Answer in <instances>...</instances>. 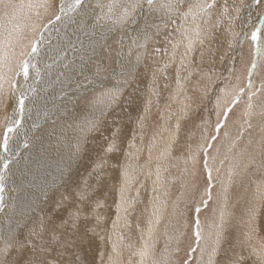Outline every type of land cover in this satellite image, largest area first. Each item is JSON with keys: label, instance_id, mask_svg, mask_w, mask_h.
Listing matches in <instances>:
<instances>
[{"label": "rangeland", "instance_id": "obj_1", "mask_svg": "<svg viewBox=\"0 0 264 264\" xmlns=\"http://www.w3.org/2000/svg\"><path fill=\"white\" fill-rule=\"evenodd\" d=\"M241 1H243L242 5L240 2L238 9L234 8L232 11V15L230 14L228 19H225L224 23L223 22L221 23L220 22L221 20L219 19V26H213L215 25L218 17L221 18V14L223 13V10H224L223 6H226L229 2H231L232 4L235 3V0H226L224 2L223 0H220V1L215 0V7L210 10L211 12L210 28L211 29L210 28L208 29L209 34H207V36L204 37L203 44L198 43L199 45L196 44L194 46L193 51L185 60V67L179 68L181 84L183 87L181 90V95L177 97L176 99H173V96L175 95L176 90H177L176 79H177V71H178L180 59H179V55H177L175 61H172L170 60L169 57H166L164 55L163 48L166 47V39L164 37H160L161 35L155 37V39L150 41L147 44L146 49H140V51L144 53L142 60L139 63L140 65L138 64L137 67H134L132 69L131 74L128 75L126 78V82L123 78L120 77V72H119L120 69L118 71V75L116 73L115 74L116 76L115 75L111 76L113 72L112 68L114 67V65H116V59L118 56V48H119L118 43H119V38L122 35L120 33L124 30L123 35L125 36V38L127 37L124 40L128 41L127 39H131V37L135 36L141 27H143L144 25H150L147 19V16H150V14L148 15L147 13L148 6L146 3L143 5V10H142L143 12L141 10H138L137 13L135 14V18L137 17L136 24H129L123 27H117L116 31H114L115 30L114 29L111 32L108 30L107 27L104 26L105 24L104 21L99 22L103 24L97 26V24H99L97 23V16L100 14L101 9L96 7V5L98 3H107V0H84L82 9H79L75 13H68L69 15H67L58 26L57 25L55 26L57 28L55 29L52 28L49 31L50 33L49 32L44 33L47 43L45 44L46 46L44 45L41 48V50L44 49L43 53L41 52L40 54H38L36 58L32 61L36 65V68L30 69V75L28 79L29 81L28 80L24 81L22 76H15L16 66L24 58L22 53L25 52L26 50H30L29 48L30 41L35 37V35H37V33L32 32L30 29L26 27L23 30L22 41L15 44L14 49L11 50V51L14 50V55H12L11 57V67L13 66L12 72L8 73L6 71L5 73L7 77L15 78L17 82L18 91L25 92L28 96L27 100H29L30 102L27 100L25 102L26 108H25V112L23 113L22 119L21 117H17L21 120V124L23 128L22 129L20 128L21 129L20 133L19 132L17 133L16 130L14 131L15 133L13 132V134L15 135L12 134L10 138V147H9L10 149H8L9 153L7 154V156H4L3 154H1L2 148H0V166H1L0 171H3V174H5L4 175L5 177L4 188H7L6 184H8V182H11V180L8 179L9 177L8 175L11 173V170L14 169L15 163L21 160L22 155L24 156V153L22 152L23 148H24V151H26L30 147L31 139H32L31 137L33 136L37 137V133L43 130L44 129L43 127H47L48 125L53 124L55 119L67 117L69 113H74L76 116H74L72 120L76 121V118H77V121L75 123L79 122V126H78L79 130L66 133L68 137L67 139L71 140L70 150L73 149V147L76 148L78 146V142H79L81 134L84 135L87 129L88 130L87 133L89 134H86V136L84 137V141H83V144L85 143V141H86V144L84 145L82 144L79 149L77 148L78 151L76 150L75 152V153H78L77 158L73 161L74 163L72 162L71 169L69 172H67L68 174L66 173V175L64 176L65 178L61 175H58L55 178L54 185L52 186L53 188L50 190L51 192L49 191L50 194L47 192L48 196L47 195L42 196L40 200L43 203V205H41L42 209L45 208L48 212L51 211L53 208H55V205L57 203L58 204L60 203V207L65 208V204L61 203L62 201L56 202L57 195L60 194V192H64L65 190H68V189L71 191V193L73 192L74 188H76L77 186V177L74 176L75 172H77L76 170H79L82 168V167H79V165L83 162V156H84L85 151L87 153H90L91 151V150L89 151V149L91 148H88L87 145H89L91 139H93L94 136H104V134L108 132V129L111 128L109 123H107L105 127L102 128L108 113L104 117L105 119L104 118L99 119L101 118V116L97 117L99 119L97 128L95 127L93 129V127L87 124V121L90 119H93L92 117H94V114L96 113L94 112L93 108L91 109V105H92L91 102L93 98L97 96L100 92L104 91L106 88L117 86L120 88V92H122L120 95V99H119V102H120L121 98L125 95L126 91L130 87H132L139 80L142 81L145 73H146L147 82H148L149 77L151 76V72L153 70L152 79L149 80L150 85L147 84L148 85V96H146V94L142 95L141 102L137 108V111L134 114L135 117L132 118L131 121H128L124 117L122 121L123 123V126L121 127L122 134L120 135L121 141L118 144V147L121 150L120 154L122 153L120 161L122 164V168L131 167L135 169V173L137 174H136V183L132 186L131 190L127 192L128 194H126L128 197L134 198V203L128 212L129 217L127 219H129V221L127 222L126 228L124 230L123 229H120V231L118 230L119 237L123 236V241H120L118 238L116 239V234L114 236L116 239V242L117 240L120 242V244H118V247H117L119 248L118 249L119 256L118 258H115V259L118 261V264H128V263L137 264L138 258L135 257L137 255L134 254L135 253L134 251L138 249L140 242L145 243L144 239L141 237H143L145 234L146 225L148 224V221L150 218V214H148L150 213L148 202L151 198V194H152L151 187L153 185V180H154L153 176L150 175V174L153 175L151 171L152 170L151 167L153 166H150V164L152 163L151 165H156V167L157 168L159 167L161 170L160 177H161V180L163 181V190L161 191L159 195H160V199L163 202L162 203L163 205L161 204L160 206L161 208L160 217L161 218L159 217V223L156 224L157 225L156 228L158 229V231L155 228L156 229L155 235H154L155 237L153 236L150 238L151 243L149 242V244L152 245L153 247L151 246V256L148 260V264H152V262H150L152 260L158 262V264H184L186 260H189V257H188L189 251L191 250L192 247H196V241H195V236L193 235V230H194V225H195V211L194 210L197 205L201 206V212L199 213V221H200L201 229H204L203 223L205 226L208 224V222L211 221V219L212 221L214 220L219 208L226 207L225 210L231 209L232 211H234L233 215L236 214V216L232 215L229 221L230 225L229 223L227 225H225L224 222L220 223V225L224 224V227L222 229V226L220 228V225H219V227L217 228V233H219V240H217V233L213 226L214 231L213 229L210 230L211 236L209 240H214L213 238L215 237L214 242L216 243L209 244L207 241L201 240L202 242H200V246L197 247L196 252L192 253V258L189 261V264H219V262L221 261H222L221 264H228V263L244 264V260L246 257L245 249L255 250L258 248V246H256L255 244H252L246 241L245 231L248 229V224H247L248 220L245 217L246 216L245 212L247 211L246 209L249 208L250 202H248L247 200L245 203V200L242 201V198L240 199L241 195L239 193H241V191L239 190H241V187L237 185L236 182L230 184L234 180V176H236V172L233 175V179L231 178V182L229 183V186H228L229 188L226 191L227 193L225 192L226 195H224L225 193L223 192L224 180H222L225 177L224 175L228 174V171H229L228 166H230L229 162H231V157L235 156L237 153L240 154L241 152H239V149H238V152H235L233 150L235 149L236 147L235 146L234 148L231 149L232 150L231 151L232 154H231V153H228L229 152V148H228L227 153L229 155L227 154V156L229 157V159H225L226 155H224V157L222 158V160H224L223 165L220 164L221 159H219V165L217 167V169H219V172H217V169H216V172L214 173V175L212 173L213 180H214V185L211 190L212 199L208 202L207 207H204L202 204V200L207 198V173L204 171V167H203V152L201 151L196 156L195 162L190 159L189 160L187 159L189 157L188 154L195 153V150H194L195 144L197 141H200L203 139V136H204V133L206 132L207 127H208V131L211 128L210 130L211 132L209 131V133L215 134V131H214L215 125L218 119L222 117L223 108L226 106V104H230L232 100V95H226V93L231 92L234 95L235 92L239 90V88L241 87L247 88L248 68L251 67L254 61V57H255V63L259 61L258 58H260L261 49L264 44V0H261L260 4L256 2L257 4L255 6L251 3L249 6H247L248 2H251V0H241ZM14 2L25 4V2L34 3L36 1L35 0H25V1L24 0H14ZM61 2L62 0H48L47 10L35 9L29 13L28 10L26 9L25 14L29 15L31 19L22 20L21 23L28 24V22L29 23L32 22V23L42 26L43 24H46L47 22H49V20H51L52 23H54L55 21L57 22V20H55V16L59 14V6ZM63 2L67 4V3H70L71 0H63ZM209 2H211V0H209ZM222 2L224 3V5L222 4ZM241 9L242 10L244 9L243 11L244 12L246 11L248 14V17L250 18V19L247 18L249 22H244V26H242L240 19L242 17H245V13ZM37 11H39L40 13L38 17L36 16ZM85 21L87 24L83 23ZM90 24L92 26H90ZM248 24H250V26ZM83 25L86 28H84ZM93 25L96 26L95 27L96 29L99 28L98 31L100 30L101 32H103V34L99 32H95L93 30L94 28ZM100 26L101 27L103 26L104 30L106 29V31H103V29L100 28ZM240 26H242V28ZM247 26L249 27L247 28ZM90 27L92 28V30H90L91 29ZM245 27H246V30H245ZM78 28H81V30H79ZM84 29L90 30V31H85V35H88V36L90 35L89 36L90 38H86L85 36H82L83 34H81V32ZM152 31H155V30L153 29ZM107 32H110L108 35V38H106L103 42L98 41L99 37L105 35ZM225 33H227V35ZM253 33H255L257 36L256 41L252 40ZM74 34L76 36H74ZM171 35L175 36V33L173 32V34L171 33ZM230 37L231 38L233 37L234 41L235 40L237 41V44H234L233 38L231 39ZM82 39H85L87 43L89 41H92L91 39H95V41H92L90 45H92L93 48H98V50L95 55L91 56L88 59V61L85 63L83 67V70H82V67L79 65L78 67L79 70H75L73 72L72 69L74 68V66L72 67V61H76L77 59H78L77 61H79L80 60L79 58L82 57L80 50L84 46L81 44H77V42L78 41L81 42ZM156 41L159 42V46H157L158 44L156 43ZM231 43L232 45H234L233 47L230 45ZM229 45L231 47H229ZM167 47L169 48V51H170V45H167ZM156 48H159L161 50L159 53H156V55L158 56L153 55L155 54L154 49ZM178 50L182 51L183 48H180ZM178 50L177 52L180 53ZM70 51L72 52V54H68V52L70 53ZM150 52L152 53L149 54ZM125 62L127 61L124 60V63ZM165 62H167L169 66L166 69H164L163 72H156L157 69L163 68V65ZM259 62L256 64L257 65L256 72L258 74L255 73L254 74L255 76L254 75L252 76V80H253L252 89L253 90L260 89V91L257 92L256 95L253 97L255 98L253 100V103L256 102V98L259 95H261L264 90V88H262V85H264V71H262L263 67L261 68V70L259 69L261 65V63ZM99 64L102 65V69L99 72V74H97V66ZM65 65H67L68 67H65ZM232 65L233 67L234 66L236 67L233 68ZM50 66H52V68ZM44 67L46 68L45 71L43 70ZM149 67H150V70L147 71ZM37 72L39 73V75H37ZM154 72H156L155 77H154ZM54 76H57L59 78L58 82L53 83V80L51 78ZM86 76H88L90 79L91 78L103 79L104 81L103 87H100V88L98 87L96 89L95 88L90 89V90L81 92L79 94L78 90L81 89V85H83L84 83H87L89 80V79L84 80ZM233 76L235 77L236 81L234 80ZM65 77L69 79L67 81L65 80L66 85H63L62 81H63V78ZM165 77H167V79H165ZM107 78L109 79L106 80ZM217 78H219L218 79L220 80L219 82H217L218 81ZM234 81H235V85H233ZM229 82H230V85H229ZM219 83L220 84L222 83V86L225 88L226 91L224 90V88L221 91L223 92V95L224 94L225 95L223 96L221 100L222 103L220 102L221 104L219 106L221 107L217 105L214 106L215 103L213 102L212 103L213 105L211 106H213L214 108L213 110H211L212 107L210 106L209 108L210 104H209L207 97L212 92L211 88L213 87V85L215 88L216 86L219 85ZM50 84H51V87L49 89ZM231 84L234 87L233 91L232 89H230V88H233ZM228 86H230L229 88L230 90L228 89ZM4 87H5V94L3 96H0V144H2V141H3V133L5 131V128L8 122L7 118L11 117L10 115L11 113L13 116V108L16 102V101H13L15 97L13 96L12 91L9 87V83L6 82ZM57 87L60 93L62 94L66 95V94H69L71 91L77 94L71 95V97L72 96L73 97L71 98V100H68V101L63 100L62 97H58L56 98V100L50 102L53 98L54 90H56ZM145 88H147L146 84H145ZM214 93H216L215 90H214ZM248 95H249V91H245V93L243 94L242 100L232 106V110L229 112V115L225 122L224 127L221 128L217 140L212 142L213 147L209 149V161H208L210 168L212 167L211 163L213 160V156L215 154L214 151L217 149L219 150V153H222L223 147L226 146V142L224 140L225 133H227L228 137L237 139L238 146H242L245 143L246 137H244V135L241 136L240 131H241V128L245 124H248V123H245V120H248V117L244 116V112L246 109V103L248 101ZM42 96L44 97V100L42 99ZM60 100H62L63 102ZM180 100H183L184 104L187 105V108H185L183 112L181 111L182 105L179 103ZM223 101H224V104H223ZM11 103H12L11 108L10 107L8 108L7 105L10 106ZM111 107H113V103L111 104ZM216 108L218 112L216 111ZM253 110H255V107L253 108ZM215 113L216 114L220 113L221 115L218 116ZM46 114H47L46 119L43 120L42 123L37 126V129L36 128L33 129L34 126H36L37 124V122L36 124H34L35 120H39L40 118H43L44 115ZM58 115L60 117H58ZM50 116L51 117L53 116V117L51 118ZM260 117L263 118L264 116H260ZM97 118L95 119L97 120ZM108 118L111 120V117L108 116ZM257 121L259 122H256L254 125H251L252 128H255V131L248 136V138L252 139L254 144L261 143L264 138L263 136L260 135V132L264 126V122L259 124L260 121H262L261 118L260 120H257ZM135 123L136 125H134ZM209 123L210 125H207ZM234 123L236 125L235 130L233 131L234 135L230 136L228 130L233 126ZM141 124L143 126H141ZM171 128L172 129L175 128V133L173 134L174 137L172 138L171 141H169L168 144L164 143V140L167 137L166 132L167 130ZM126 130L128 131L130 130V133H129L128 138L124 141L122 145V141L124 139L122 137H125V134L128 133V131ZM244 130H247V128H245ZM33 131H34V134H33ZM41 134L42 133H40V135ZM21 138H24V139L21 140ZM25 139L30 140V142L26 141L24 144L23 142L25 141ZM22 145H23V148L21 149ZM18 147L20 148L15 150ZM163 147H165V149H163ZM150 148H151V151H149ZM158 150L160 151V153ZM72 152H74V150H72ZM147 153L149 154V156H147L148 155ZM161 153H164L163 161H160V158L162 157L160 156ZM10 154L13 156H11ZM58 155L60 157L58 161L59 160L61 161V154H58ZM118 155L119 153L117 154V156ZM235 157H237V155ZM145 158L147 160H145ZM260 158L262 159V156H260ZM90 159L91 161H95V163H97L99 156L94 153L93 155H91ZM155 159L157 161H155ZM5 162L8 163V168L3 170V164ZM86 162L88 161L86 160L85 163ZM19 167H20V164L18 168ZM119 169L118 171H120V176H121V169L120 170ZM88 171L93 172V173L95 172V169L92 163ZM148 171H150V173ZM248 171L249 172L247 173L249 175L247 174L246 179L248 181L247 184H248V189L250 191L251 188H249V186L252 187V182L254 181V179H255V182L256 181L258 182L257 177L260 174L262 175V172H260L261 170L256 169L252 166L248 168ZM70 175H71V179L70 178L68 179ZM179 175H181L182 178L179 177ZM249 177L251 178V180L249 179ZM144 179H147V182ZM249 182L251 183L250 185H249ZM54 187H56V189ZM118 187H119V184L117 185V188H116L117 190H118ZM52 190L55 191V193ZM10 192H12V190ZM71 193H69V195H71ZM7 195L9 194L5 190L2 195L4 197V211L0 212V216L2 215L1 216L2 218H3V214H5L7 209L9 208V204L6 201ZM244 197L245 196H243V199ZM245 198L248 199V195ZM237 199H240V200H237ZM47 202H48V205L46 206ZM50 202L52 205L49 204ZM237 205H239V207H237ZM51 206H54V207H51ZM89 206L90 205H84V208H86L87 211H89L90 210ZM136 206L139 208H136V210H134ZM14 210L11 213H13ZM113 210H115V207L112 208V212H113L112 217L108 219L109 221L106 219V224L108 228L106 230V234H107L106 237L109 234H110L109 236H111L112 233L116 232V231H111L112 229H110V227L113 228V220H114L113 218L115 216L114 215L115 211ZM239 212H242V215H241L242 220L240 222L238 220L240 216L237 218V215ZM131 213L132 215H130ZM41 216L40 218L38 217L39 221L41 220V218L44 219V217L43 216L41 217ZM124 216L125 214L123 215V217ZM133 216L134 217L139 216L140 218L134 219ZM243 216L245 219L243 218ZM1 217H0V224L2 222ZM74 218H77L76 215H74ZM260 218H261V214L259 215L258 220H260ZM85 219H88V218L85 217ZM39 221H38V224H39ZM50 221L51 219L48 220V223L51 225L46 224L47 226H49L48 228H51V227L53 228V226H58L56 224L51 223ZM234 228H236L237 231L234 232ZM218 230L220 231L218 232ZM142 231H144V234ZM202 232L203 231L201 230V233ZM233 237L235 238V243L226 253H223L222 250L228 249V245L230 244V242L231 241L234 242ZM108 240H109V237H107L106 248L104 250V256L102 257L100 264H106L107 262L108 263L111 262L109 258L113 256V252L109 244L110 240L109 241ZM219 241H220V245L217 246ZM201 248L204 249L203 255H201ZM123 249L125 250L123 251ZM213 249L215 250L214 252H213ZM55 250L59 251V248L55 247ZM250 264H252V262H250Z\"/></svg>", "mask_w": 264, "mask_h": 264}, {"label": "bare ground", "instance_id": "obj_2", "mask_svg": "<svg viewBox=\"0 0 264 264\" xmlns=\"http://www.w3.org/2000/svg\"><path fill=\"white\" fill-rule=\"evenodd\" d=\"M25 1V0H24ZM36 1V0H35ZM220 1V0H219ZM226 0H223V2ZM222 2V4L224 5V3ZM242 2L241 0H235V3L232 4L231 2H229L226 6H223L224 8L227 7V13L223 14V16L221 18H219L221 21V23L225 22V19H228V17L230 16V14L232 15V11L233 9H238L239 4ZM256 2H258L260 4L261 0H251V2H248V5L253 4L254 6L257 4ZM25 4H27L25 2ZM221 4V6H222ZM146 6V5H145ZM222 8V7H221ZM82 9V8H81ZM223 9V8H222ZM26 10V9H25ZM146 10V9H145ZM242 10V9H241ZM244 10V9H243ZM242 10V11H243ZM143 12V11H142ZM141 12V13H142ZM244 12V11H243ZM147 13L148 15L150 14V16H147L148 19V23L150 25L154 24V23H159V20L157 18V16L153 13H151L149 11V9H147ZM245 17H242L241 20V24L242 26H244V22H249L247 20L250 19L248 17L247 12L245 11ZM28 14V13H27ZM62 15V14H61ZM69 15V14H68ZM72 15V14H71ZM220 16V15H219ZM66 16L62 15V19L59 21H55L54 23L48 24V29L45 31L46 33H48L52 28H57L55 27L56 25L58 26L62 20L65 18ZM72 17V16H71ZM69 17V18H71ZM79 17V16H78ZM139 17V16H138ZM74 18V16H73ZM72 18V19H73ZM137 18V17H136ZM143 19V18H142ZM75 20V19H74ZM87 20V19H86ZM252 20V18H251ZM227 21V20H226ZM36 22V21H35ZM74 22V21H73ZM101 22V21H100ZM29 23V22H28ZM32 23V22H31ZM48 23V22H47ZM46 23V24H47ZM83 23H86L83 22ZM179 23V22H178ZM251 23V22H250ZM87 24V23H86ZM103 23H99L97 24V26L102 25ZM136 24V23H135ZM216 24V23H215ZM68 25V24H67ZM76 25V24H75ZM105 25V24H104ZM250 26V24H248ZM74 26V25H73ZM90 26H92L90 24ZM94 26V25H93ZM145 26V25H144ZM214 26V25H213ZM242 26H240L242 28ZM247 26V28L249 27ZM84 27V25H83ZM89 27V26H88ZM96 26H94L95 28ZM175 25H172L169 29H162L161 30V36L160 37H166L168 35V33H172L173 34V29L175 28ZM82 28V27H81ZM81 28H78L79 30H81ZM86 28V27H84ZM91 28V27H90ZM93 30L95 32H99L101 34H103V32H101L100 30L98 31V29H94ZM100 28L103 29V31H106V29L104 30L103 26ZM130 28V27H129ZM127 28V29H129ZM210 28V25H209ZM53 29V30H54ZM66 29V28H65ZM154 29V28H153ZM152 29V30H153ZM211 29V28H210ZM214 29V28H213ZM223 29V28H222ZM240 29V28H239ZM92 30V28L90 29ZM90 30H82L81 34H83L82 36H85L86 38H90L88 35H85V31H90ZM117 30V27L115 28L114 31ZM155 30V29H154ZM225 30V29H224ZM244 30V29H243ZM246 30V27H245ZM72 31V30H71ZM124 31V30H123ZM123 31L120 33L122 34L119 38V43H118V56L116 59V65H114V67L112 68V74L111 76H114L116 73L118 75V71L120 69V73L122 71V67L127 63H124V60L127 61L128 57H127V53H128V45L131 42V39H127L128 41L124 40V47L121 48V44H120V40L123 37L124 39L125 36L123 35ZM213 31V30H212ZM233 31V30H232ZM44 32V33H45ZM65 32V31H64ZM93 32V31H92ZM91 32V33H92ZM112 32V31H111ZM241 32V30H240ZM246 32V31H245ZM244 32V33H245ZM50 33V32H49ZM73 33V32H72ZM77 33V32H76ZM90 33V32H88ZM87 33V34H88ZM110 32H107L105 35L100 36L98 41L103 42L106 38H108ZM131 33V32H130ZM175 33V32H174ZM232 33V32H231ZM129 34V33H128ZM209 34V33H208ZM211 34V33H210ZM216 34V33H215ZM227 35V33H225ZM65 35V34H64ZM78 35V34H77ZM114 35V34H113ZM67 36V34H66ZM74 36H76L74 34ZM112 36V35H111ZM232 36V35H231ZM47 37V36H46ZM84 37V38H85ZM129 37V36H128ZM71 38V37H70ZM69 38V39H70ZM223 38V37H222ZM231 38V37H230ZM233 38V37H232ZM231 38V39H232ZM55 39V38H54ZM68 39V40H69ZM72 39V38H71ZM111 39V38H110ZM215 39V38H214ZM241 39V38H240ZM92 41H95V39H91ZM207 40V39H206ZM230 40V39H229ZM239 40V39H238ZM92 41H89L88 43L85 41V39H82V41H78L77 44H81L84 47L81 48V54L82 57L79 58V61H72V67L74 66V68L72 69L73 72L75 70H79V65L83 67L85 65V63L88 61V59L95 55L97 53L98 48H93L91 44ZM162 41V40H161ZM216 41V40H215ZM234 41V38H233ZM128 42V43H127ZM155 42V41H154ZM228 42V41H226ZM232 42V41H231ZM240 42V41H239ZM156 43L158 44L157 46H159V42L156 41ZM162 43V42H161ZM53 44V43H52ZM151 44V43H150ZM234 44H237V41H234ZM199 45V44H198ZM232 47L234 45H232V43L230 44ZM229 45V47H231ZM22 46V44H21ZM46 46V45H45ZM116 46V45H115ZM161 46V45H160ZM25 47V46H24ZM239 47V45H238ZM74 48V47H73ZM214 48V47H213ZM21 49V48H20ZM54 49V48H53ZM75 49V48H74ZM165 48H163L164 50ZM162 50V52H163ZM203 50V49H202ZM216 50V49H215ZM11 51V50H10ZM14 51V50H13ZM44 49L40 50L39 54L42 52L43 53ZM179 51V50H178ZM234 51V50H233ZM232 51V52H233ZM180 53H183L182 51H179ZM152 52H150L149 54H151ZM68 54H72V52L70 51V53L68 52ZM74 54V53H73ZM236 54V53H235ZM234 54V55H235ZM153 55H156L153 54ZM203 55V54H202ZM215 55V54H214ZM76 56V55H75ZM158 56V55H156ZM79 57V56H77ZM76 57V58H77ZM230 57V55H229ZM259 57V55H258ZM75 58V59H76ZM234 58V56H233ZM74 59V60H75ZM133 60L135 59V57L132 58ZM166 59V58H165ZM179 59H180V55H179ZM23 60V59H22ZM70 60V59H69ZM68 60V61H69ZM259 63H261L260 65V70L262 68V71H264V44L263 47L261 49V54H260V58H258ZM158 62V61H157ZM257 62V63H258ZM77 63V64H75ZM256 63V64H257ZM67 64V62H66ZM234 64V63H232ZM70 65V64H69ZM138 64H136L134 67H137ZM140 65V64H139ZM49 66V65H48ZM56 66V65H55ZM259 66V65H258ZM13 67V66H12ZM52 68V66H50ZM68 67V66H67ZM141 67V66H140ZM233 67V65H232ZM236 67V66H234ZM233 67V68H234ZM245 67V66H244ZM64 68V67H63ZM70 68V67H69ZM232 68V69H233ZM102 69V65L99 64L97 66V74H99V72ZM231 69V68H230ZM229 69V70H230ZM43 70L45 71L46 68L44 67ZM150 70V67L148 68L147 71ZM231 71V70H230ZM56 72V71H54ZM64 72V71H63ZM146 72V71H145ZM9 73V72H8ZM72 73V72H71ZM77 73V72H76ZM236 73V72H235ZM257 73V72H255ZM75 74V73H74ZM233 74V73H232ZM258 74V73H257ZM73 75V74H72ZM152 75H153V70L151 72V76L149 77V80L152 79ZM217 75V74H216ZM10 76V75H9ZM116 76V75H115ZM235 76V75H234ZM233 76V77H234ZM255 76V75H254ZM87 79L91 80L92 83H84L83 85H81V89L78 90L79 94L81 92L90 90V89H96V88H100V85L104 83L103 79H95V78H89L88 76H86ZM84 78V80L86 79ZM54 82H58L59 78L57 76H54L51 78ZM69 79V78H68ZM66 77L63 78L62 84L66 85V81L68 80ZM109 78H107L106 80H108ZM219 78H217L218 80ZM66 80V81H65ZM88 80V81H89ZM147 82V76L146 73L144 74V78L142 79V81H138L136 82L132 87H130L125 95L121 98L120 102V95L122 92H120L119 96L117 97V99L115 100V102L113 103V107H109L107 108V110L104 111V113L101 115L99 112H96L94 114V117L97 118L99 116H101L102 119L104 118L107 113V117L105 119V122L102 126V128L105 127V125L107 123L110 124L111 128L108 129V132H106L104 134V136H94L93 139H91L88 148L90 153H87L85 151L84 156H83V162L79 165V167H82L79 170H76L77 172H75V175L77 177V186L76 188H74L73 192L71 193V191L65 190L64 192H60V194H55L57 195V199L56 202L58 201H62V204H65V208L60 207V203L57 205H55V208H53L51 211H47L45 208L42 209L41 205H43V203L40 201L42 196H46L47 192L49 193V191L53 188L52 186L54 185V181L55 178L58 175L61 176H65L67 172L70 171L71 169V164L72 162L77 158V154L75 153L77 148L79 149L81 147V145L83 144L84 141V137L86 136L88 130L86 129V133L83 135L81 134L79 142H78V146L76 148L73 147V149L70 150L71 146H70V139H67V132H74L79 130L78 126H79V122L75 123L77 121H73L72 118L74 116H76L74 113H69L67 115V117H63L60 119H55V121L53 122V124L48 125L47 127H43L44 129L41 130L40 132L37 133V137L33 136L31 137V145L30 147L24 151L23 145L21 146V149L23 148V153L24 156L22 155L21 160L17 163H15V167L14 169L11 170V173L8 175V179L11 180V182H8L7 188H4L9 195H7L6 197V201L9 204V208L7 209L6 213L3 214V218H2V222L0 224V235H4L7 234L9 231H11L14 235H16L19 239L23 240L26 237L29 236L30 231L33 229V227H37L39 226L38 224V217L40 218V216L42 215L44 217V221L46 224L48 223V220L51 219V223L58 225L59 227H56V234L60 237V242L57 243H52L51 241V233L47 232L44 234V241H46L48 243V246L52 249L51 253H50V259L53 261V264H68V261H74V264H100L102 257L104 256V250L106 248V241H107V237H109V244L111 247V250L113 252V244H116L118 247V244H120V242L116 239L119 237V231L120 229H125L126 228V224L129 221V219H127L129 216V214H127V216L123 217L124 212L120 211L118 214V209H117V205L118 203L121 201V186L123 184V176L122 173L123 171L128 168H122V164H121V154H120V149L118 147L119 142L121 141L120 139V135L122 134L121 132V127L123 126V117L126 118L128 121H131L132 118H134V114L137 111V108L141 102V97L143 94H146V96H148V85L149 81ZM215 80V81H217ZM234 80L236 81L235 77ZM29 81V80H28ZM146 81V82H145ZM220 80H218L217 82H219ZM235 81L234 84L235 85ZM253 81V80H252ZM231 82V81H230ZM229 82V85H230ZM46 83V82H45ZM145 84L147 86V88H145ZM166 84V83H165ZM41 85V84H40ZM150 85V84H149ZM213 85V84H212ZM43 86V85H42ZM48 86V85H47ZM57 86V85H56ZM232 86V84H231ZM51 87V84L49 85V89ZM210 87V86H209ZM208 87V89H209ZM233 87V86H232ZM40 88V87H39ZM79 88V87H78ZM224 87L222 86V83L218 86H216L212 89V92L210 93V95H208V101H209V108L211 105H213L212 103L214 102L216 106L217 105V98H219L220 102L222 103V98L223 96V92L222 89ZM230 88V86H228V89ZM30 89V88H29ZM46 89V88H45ZM210 89V90H211ZM221 89V90H220ZM234 89L233 88H230ZM229 89V90H230ZM207 90V89H206ZM214 90L216 91V93H214ZM225 90V88H224ZM223 90V91H224ZM236 90V89H235ZM36 91V90H35ZM77 91V90H76ZM150 91V90H149ZM209 91V90H208ZM226 91V90H225ZM225 93V92H224ZM33 94V93H32ZM75 95L77 93H73V91H71L69 94H62L60 93V91L58 90V87L56 90H54L53 93V98L50 102L56 100V98L58 97H62L63 100H71V95ZM129 96V97H128ZM32 97V96H31ZM193 98V97H192ZM42 99L44 100V97L42 96ZM255 98H253L254 100ZM13 101H15V98L13 99ZM29 101V100H27ZM62 101V100H60ZM226 101V99H225ZM30 102V101H29ZM63 102V101H62ZM192 102V101H191ZM14 103V102H13ZM28 103V102H27ZM26 103V104H27ZM146 103V102H145ZM220 103V104H221ZM46 104V103H45ZM49 104V103H47ZM219 104V105H220ZM224 104V101H223ZM222 104V105H223ZM255 110H253L255 113H259L261 111L262 108H264V90L262 92L261 95H259L256 98V102L253 103ZM12 103L9 105H7V107L11 108ZM54 105V104H53ZM59 105V103H58ZM191 105V103H190ZM33 106V105H32ZM36 106V105H35ZM44 106V105H43ZM194 106V105H193ZM30 107V106H29ZM37 107V106H36ZM41 107V106H40ZM45 107V106H44ZM50 107V106H49ZM189 107V106H188ZM213 110V106H211ZM221 107V106H219ZM13 108V107H12ZM26 108V107H25ZM55 108V106H54ZM53 108V110H54ZM92 105H91V109H92ZM52 110V109H51ZM56 110V109H55ZM112 111V112H111ZM141 111V110H140ZM217 111V108H216ZM55 112V111H54ZM81 112V111H80ZM183 112V111H182ZM218 112V111H217ZM141 113V112H140ZM213 113V112H212ZM216 114V113H215ZM12 116V113L10 114ZM25 115V114H24ZM36 115V114H35ZM49 115V113H48ZM217 115V114H216ZM241 115V114H240ZM46 115H44L43 118H40L39 120H35V123L37 122L36 126H34L33 129H37V126L40 125L42 123L43 120L46 119ZM111 117V120L108 118ZM261 115H254L252 117H248V123H250L251 125H254L256 122H259L257 120H261L259 124L264 122V117H260ZM42 117V116H41ZM51 117V116H50ZM53 117V116H52ZM51 117V118H52ZM58 117H60L58 115ZM62 117V116H61ZM92 117V118H94ZM138 117V116H137ZM136 117V118H137ZM57 118V117H56ZM245 118V117H244ZM22 119V118H21ZM97 118L96 120V125L95 127H98V123L99 120ZM138 120V119H137ZM136 121V120H135ZM210 121V120H209ZM208 121V122H209ZM101 122V123H103ZM134 122V121H133ZM85 123V122H84ZM83 123V124H84ZM132 123V122H131ZM130 123V124H131ZM137 123V122H136ZM136 123L134 125H136ZM169 123V122H168ZM44 124V123H43ZM133 125V124H132ZM131 125V126H132ZM207 125H210L207 124ZM46 126V125H45ZM109 126V125H108ZM107 126V127H108ZM130 126V125H128ZM235 123L233 124V126L228 130L230 136L234 135L233 131L235 130ZM93 127V129L95 128ZM135 127V126H134ZM210 127V126H209ZM22 127V124L20 123L19 127L16 129V132L20 133ZM101 128V127H100ZM129 128V127H128ZM243 128H247V130H244V137L245 138V143L242 146H238V142L237 139L232 138V137H225L224 140L226 142V146L223 147V151L222 153H219L217 155V149L214 151L215 154L213 157H216L215 160H212V173L214 175V173L216 172V169L219 165V159L222 160V158L224 157V155L227 156V149L232 145L233 141H235V149H233L235 152H239L240 155H237V158L240 160V166L238 169H236V176H234V180L230 183L228 181V174H225L224 176V183H223V192L224 191V187H226L227 189L229 188V183H235L237 185H239L241 187V193H239L240 199L242 198V201L248 200V202H250V206L248 209H244L245 213H246V219L248 220L247 224H248V229L245 231V235H246V241L252 244H255L256 246H258L257 249L255 250H247L245 249V253H246V257L244 260V264H250V262H252V264H262L261 262V258L260 256L257 254L261 251L262 247H264V197L260 196L257 194V188L258 186H264V154H262V144L258 143V144H254V142L252 141V139L248 138V136L253 133L255 131V128H252L248 126V124H245L243 126ZM32 130V129H31ZM211 130V128H210ZM209 130V131H210ZM128 131V130H126ZM205 131V130H204ZM208 131V127L206 128V132L204 133L203 139L200 141H197L195 144V152L197 147L202 144L205 143L204 141V137L209 133ZM208 132V133H207ZM211 132V131H210ZM15 133V132H14ZM40 133H42L40 135ZM115 133V135H114ZM126 133V132H124ZM123 133V135H124ZM130 133V130L128 131V133L125 134V137L123 141H122V145L124 143V141L128 138ZM175 133V128H171L169 130H167L166 132V139L164 140V143H169V141L172 140V138L174 137L173 134ZM203 133V132H202ZM13 132L9 134V144H8V149H10V138L12 136ZM29 134V133H28ZM31 134V133H30ZM34 134V131H33ZM15 135V134H13ZM17 135V134H16ZM260 135L264 137V126L263 129L260 132ZM18 136V135H17ZM16 136V137H17ZM93 137V136H92ZM165 137V135H164ZM163 137V139H164ZM15 138V137H14ZM20 138V137H19ZM200 138V137H199ZM24 138H21V140ZM70 140V141H69ZM26 141L30 140H26L23 142L25 144ZM69 141V142H68ZM251 141V143H250ZM264 141V138L263 140ZM173 142V141H172ZM86 144V141L85 143ZM83 144V145H84ZM109 145L113 146V150L111 152L107 151V148L109 147ZM121 145V146H122ZM171 145V144H170ZM12 147V146H11ZM124 147V146H123ZM162 147V146H161ZM173 147V146H172ZM238 147V148H237ZM20 147L16 148L15 150L19 149ZM83 148V147H82ZM86 148V147H85ZM87 148V149H88ZM121 148V147H120ZM167 148V147H166ZM119 149V150H118ZM124 149V148H123ZM160 149V147H159ZM163 149H165V147H163ZM14 150V151H15ZM72 150H74V152H72ZM84 150V149H83ZM118 150V151H116ZM162 150V149H161ZM170 150V149H169ZM78 151V150H77ZM159 151V150H158ZM232 151V150H231ZM173 152V151H172ZM171 152V153H172ZM192 152V151H191ZM9 153V150H7L6 152L3 150L1 154H3L4 156H7V154ZM11 153V152H10ZM15 153V152H14ZM97 154L99 156V159L97 160V163H95V161H91V155L93 154ZM119 153V155L117 156V154ZM146 153V152H145ZM152 153V152H151ZM158 153V152H157ZM156 153V154H157ZM160 153V151H159ZM61 154V161L58 159H60L59 155ZM148 154V153H147ZM162 154V153H161ZM160 154V156H161ZM164 154V153H163ZM232 154V153H231ZM11 155V154H10ZM15 155V154H14ZM154 155V154H153ZM190 156V154H188ZM229 155V154H228ZM235 155V156H236ZM13 156V155H11ZM144 156V155H143ZM149 156V154L147 155ZM159 156V155H158ZM232 156V157H235ZM239 156V157H238ZM260 156H262V159L260 158ZM151 157V156H150ZM149 157V158H150ZM153 157V156H152ZM249 157H254L255 158V163L253 164H248V159ZM148 158V157H147ZM2 159V158H1ZM14 159V158H13ZM12 159V160H13ZM124 159V158H123ZM189 160V157L187 158ZM88 161L85 163V161ZM95 160V159H94ZM145 160H147L145 158ZM144 160V161H145ZM164 158L161 157L160 161H163ZM81 161V160H80ZM155 161H157L155 159ZM74 163V162H73ZM85 163V165H84ZM91 163L93 164V167L95 169V172H90L88 171V169L91 166ZM146 163V162H145ZM189 163V162H188ZM194 163V162H192ZM230 163V162H229ZM20 164V167L18 168ZM149 164V163H148ZM152 164V163H151ZM153 166L152 168V174H150L151 176H153L154 180H153V185L151 187V198L148 202V206L150 208V218L155 220V217L153 216V199L154 197L157 195V193H155L153 191L154 187H158V185L155 183L156 181V175H157V167L156 165H151ZM156 164V163H155ZM247 165V166H245ZM141 166V165H140ZM148 166V165H147ZM188 166V165H187ZM191 166V165H190ZM193 166V165H192ZM252 166L256 169L261 170L260 172H262V175H258V182L254 181L252 182V187L249 186L250 191L248 189V184H247V172L248 168ZM1 167V166H0ZM146 167V166H145ZM229 167V166H228ZM85 168V169H84ZM121 169V176H120V171H118V169ZM194 168V167H193ZM192 168V169H193ZM84 169V171H83ZM119 169V170H120ZM144 169V168H143ZM188 169V168H187ZM4 170V169H3ZM9 170V169H8ZM227 170V169H226ZM225 170V172H226ZM255 170V169H254ZM161 171V170H160ZM228 171V170H227ZM137 172V171H136ZM139 172V171H138ZM150 173V171H148ZM74 173V172H73ZM68 174V173H67ZM137 174V173H136ZM257 174V173H256ZM5 175V174H4ZM166 175V173H165ZM176 175V174H175ZM212 175V176H213ZM249 175V174H248ZM252 175V174H251ZM255 175V174H254ZM179 177H181V175H179ZM223 177V175H222ZM61 178V177H60ZM65 178V177H64ZM71 179V175L70 177H68V179ZM182 178V177H181ZM149 179V178H148ZM233 179V176H232ZM249 179L251 180V178L249 177ZM143 180V179H142ZM147 182V179H144ZM168 180V179H167ZM177 180V179H176ZM5 181V180H4ZM182 181V180H181ZM188 181V180H187ZM190 181V180H189ZM171 182V181H170ZM174 182V181H173ZM63 183V182H62ZM140 183V182H139ZM187 183V182H186ZM185 183V184H186ZM72 184V183H71ZM119 184L118 190L117 185ZM184 184V183H183ZM221 184V182H220ZM235 184V185H236ZM251 183L249 182V185ZM145 185V184H144ZM58 186V184H57ZM56 186V187H57ZM168 186V185H167ZM56 187H54L56 189ZM60 187V186H59ZM63 187V186H62ZM68 187V186H67ZM170 187V186H169ZM188 187V186H187ZM237 187V186H236ZM231 188V187H230ZM167 189V188H166ZM239 189V188H238ZM4 190V191H5ZM12 190V192H10ZM59 190V188H58ZM168 190V189H167ZM53 191V190H52ZM51 192V191H50ZM55 193V191H53ZM169 192V191H168ZM229 192V191H228ZM4 193V192H3ZM3 193H0V195H3ZM53 193V194H54ZM57 193V192H56ZM69 193H71V195H69ZM185 193V192H184ZM220 193V192H219ZM218 193V194H219ZM227 193V192H226ZM226 193L224 195H226ZM232 193V192H231ZM50 194V193H49ZM128 194V193H126ZM156 194V195H155ZM163 194V193H162ZM229 194V193H228ZM155 195V196H154ZM220 195V194H219ZM223 195V194H222ZM231 195V194H230ZM248 195V199L245 198ZM48 196V195H47ZM53 196V195H52ZM51 196V197H52ZM243 196L244 199H243ZM183 197V196H182ZM218 197V196H217ZM225 197V196H224ZM235 197V196H234ZM54 198V197H53ZM228 198V197H226ZM136 199V198H135ZM215 199V198H214ZM224 199V198H222ZM237 199V200H240ZM178 200V199H176ZM234 200V199H233ZM47 201V200H46ZM45 201V203H46ZM53 201V200H51ZM54 202V203H56ZM239 202V201H238ZM247 202V203H248ZM42 203V204H41ZM53 203V204H54ZM137 203V202H136ZM51 204V202L49 203ZM48 205V202L46 204V206ZM52 205V204H51ZM84 205H90L89 206V211H87L86 208H84ZM163 205V204H162ZM227 205V204H226ZM231 205V204H230ZM96 206V207H95ZM41 207V208H40ZM54 207V206H51ZM115 207V211L114 212V221H117V227L111 228V231H116L115 233H112L111 236H107L106 237V230L107 228V224H106V219H110L112 217V208ZM221 207V206H220ZM223 207V206H222ZM237 207H239V205H237ZM243 207V206H242ZM47 208V207H46ZM101 208V209H100ZM136 208L139 207H135L134 210H136ZM226 208V207H225ZM225 208H219V210L216 213V217L214 218V220L210 222H208L207 225L204 226L203 223V228L201 229L202 232V236H203V241H207L209 244L212 243H216L215 241V237L213 238L214 240H209L210 236H211V232L210 230L214 229L217 233V228L219 227L220 223L224 222L225 225H227L233 215V212L231 209H226ZM228 208V207H227ZM15 209V210H14ZM48 209V208H47ZM165 209V208H164ZM163 209V210H164ZM14 210L13 213H11ZM149 210V209H148ZM161 210V208H160ZM165 211V210H164ZM180 211V210H179ZM135 212V211H134ZM137 212V211H136ZM221 213H223V218H221ZM225 213V214H224ZM170 214V213H169ZM173 214V213H172ZM261 214V218L260 220H258L259 215ZM74 215H76V217L78 218H74ZM118 215H119V219H118ZM132 215V213L130 214ZM159 217H160V212H159ZM174 215V214H173ZM242 212H239L237 215V218L240 216V218H238L239 222L242 220ZM41 216V217H42ZM233 216H236V214H234ZM81 217V219H80ZM85 217H87L88 219H85ZM134 217V216H133ZM168 217V216H167ZM174 217V216H172ZM135 218H140L139 216H135ZM149 218V219H150ZM161 218V217H160ZM244 218V216H243ZM103 219V221H102ZM133 219V220H134ZM209 219V218H208ZM245 219V218H244ZM167 220V219H166ZM174 220V219H173ZM235 220V219H234ZM237 220V219H236ZM79 221V222H78ZM109 221V220H108ZM181 221V220H180ZM40 222V221H39ZM121 222V223H120ZM238 222V221H237ZM236 222V223H237ZM167 223V222H166ZM242 223V222H241ZM136 224V223H135ZM157 223H154V228H153V233L151 235V237H153L155 235V230L157 229ZM185 224V223H184ZM224 224L220 225V228L222 226V229L224 227ZM51 225V224H49ZM143 225V224H142ZM168 225V224H167ZM230 225V223H229ZM241 225V224H240ZM112 226V225H111ZM180 226V225H179ZM207 226V227H206ZM237 226V225H236ZM49 227V226H48ZM54 227V226H53ZM147 227L148 224L146 225V231L144 234V236L141 237L144 239V241L146 242H150L151 239L148 238V233H147ZM244 227V226H243ZM52 228V227H51ZM50 228V229H51ZM156 228V229H155ZM145 229V228H144ZM213 229V231H214ZM119 230V231H118ZM133 230V229H132ZM178 230V229H177ZM130 231V230H129ZM158 231V229H157ZM156 231V232H157ZM165 231V230H164ZM163 231V232H164ZM220 230H218L219 232ZM237 231L236 228H234V232ZM141 232V233H142ZM222 232V230H221ZM233 232V233H234ZM124 233V232H123ZM160 233V231H159ZM115 234H116V239H115ZM130 235V234H129ZM132 235V234H131ZM141 235V234H140ZM234 235V234H233ZM155 237V236H154ZM170 237V236H169ZM172 237V236H171ZM177 237V236H176ZM106 238V240H105ZM133 238V237H132ZM234 238V237H233ZM131 239V238H130ZM156 239V238H155ZM172 239V238H171ZM108 240V241H109ZM142 240V239H141ZM219 240V239H218ZM67 241L68 245L67 247H63L62 246V242ZM221 241V239H220ZM220 241L217 244V246L220 245ZM202 242V241H201ZM141 243V245H140ZM139 246L142 247L144 242H140ZM151 243V242H150ZM235 243V238H234V242L231 241L230 244L228 245V249L222 250L223 253H226ZM170 244V243H169ZM203 244V243H202ZM228 244V243H227ZM59 248V251L55 250V247ZM120 246V245H119ZM138 246V248H140ZM152 246V245H151ZM153 247V246H152ZM131 248V247H129ZM119 249V248H118ZM126 249V248H125ZM123 249V251L125 250ZM128 249V248H127ZM136 249V247H135ZM167 249V247H166ZM132 250V249H131ZM164 250V249H163ZM133 251V250H132ZM135 252V251H134ZM162 252V251H161ZM211 252V251H209ZM133 253V252H132ZM114 255V254H113ZM134 255V254H133ZM214 255V254H213ZM119 256V255H118ZM118 256H116L115 258H118ZM125 256V254H124ZM158 256V255H157ZM31 257V250H24L21 252H17L15 250H13L9 256L10 260H18L20 262V264H24V261L28 260ZM110 257V256H109ZM133 257V256H131ZM138 258L137 260V264L140 263V257L139 256H135ZM120 258V257H119ZM205 258V257H204ZM207 258V257H206ZM110 260V259H109ZM126 260V259H125ZM133 260V259H132ZM106 261V260H105ZM122 261V260H121ZM153 261V260H152ZM150 261V262H152ZM159 261V260H158ZM209 261V260H208ZM221 261V260H220ZM104 262V261H103ZM110 262V261H109ZM105 263V262H104ZM127 263V262H126ZM131 263V262H130ZM203 263V262H202ZM221 262H219V264H221ZM106 264H111L110 263H106ZM129 264V263H128ZM136 264V263H135ZM231 264V263H228Z\"/></svg>", "mask_w": 264, "mask_h": 264}, {"label": "snow or ice", "instance_id": "obj_3", "mask_svg": "<svg viewBox=\"0 0 264 264\" xmlns=\"http://www.w3.org/2000/svg\"><path fill=\"white\" fill-rule=\"evenodd\" d=\"M147 4L148 9L151 13L155 14L159 20V23H154L152 25H145L140 28L135 36L131 37V43L128 45L127 53V63L122 67L120 77L123 78L126 82V78L131 74L132 69L136 64H139L142 60L144 53L140 49H146L147 44L155 39V37L161 34L162 29H169L172 25L176 27L173 29L175 36H172L171 33L165 37L166 47L164 49V55L169 57L170 60L175 61L177 55H180L179 66L177 71V90L173 99H176L181 95L182 84L179 74V68L185 67V60L193 51V48L196 44H203L204 37L208 34V29L210 25V10L215 7V0H107V3H98L96 7L101 9L100 14L97 16V23L100 21L105 22V27L109 31L114 30L116 27H123L129 24H135L136 18L135 14L138 10H143V5ZM84 0H71L70 3L65 4L62 0L59 6V14L55 16V20L59 21L63 16H67L68 13H75L83 7ZM48 8V0H36V2L24 3H15L14 0H0V96L5 94V83H9V87L12 91L13 96L15 97V105L13 108V116L7 118V125L3 133V141L0 144L5 152L8 150L9 144V134L14 132L20 125L21 120L17 117L23 116L25 112V102L28 99V96L23 91H18L17 82L15 78H9L5 75L7 72H12L11 67V57L14 55V45L22 41L23 39V30L27 27L32 32L37 33L35 37L30 41L29 48L22 53L23 60L20 61L15 70V76H22L24 81L29 79L30 69H35L36 65L32 62L36 56L39 54L41 48L47 43V40L44 36V32L48 29V24L37 25L35 23L23 24L22 20H30V16L25 14V9L30 13L35 9H45ZM106 9V11H105ZM227 13V7L224 8L223 14ZM62 14V15H61ZM40 15L39 11L36 12V16ZM179 21V23H178ZM52 23L51 20L48 22ZM214 26H219V18L216 21ZM155 31H152V29ZM257 36L255 33L252 34V40L256 41ZM121 48L124 47V38L120 40ZM167 45H170V51ZM183 48V53H178L177 50ZM155 53H159L161 50L159 48L154 49ZM135 57L133 60L132 58ZM169 66L167 62L164 63L162 69H157L156 72H163ZM67 67V65H65ZM256 63L255 57L251 67L248 68V82L247 88L241 87L233 95L231 92L226 93V95H232V100L230 104H226L223 108L222 117L218 119L215 125V134L208 133L204 137L205 143L200 144L194 154H190L189 159L194 161L196 156L202 151L203 152V167L204 171L207 173V198L202 200L204 207H207L208 202L212 199L211 190L214 185V180L212 176V168L209 167V149L213 147L212 142L216 141L220 130L224 127L225 122L228 118L229 112L232 110V106L237 104L242 100L243 94L245 91H249L248 101L246 103V109L244 112L245 117H252L254 115L264 116V108L261 109L259 113L253 111V97L256 95L260 89H252V76L256 72ZM154 72V77L156 75ZM37 75L39 73L37 72ZM87 79V78H86ZM167 79V77H165ZM92 83L91 80L88 81ZM167 86V85H166ZM103 87V84L100 85ZM264 88V85H262ZM120 94V88L113 86L111 88H106L104 91L100 92L92 100V107L94 112H99L101 115L104 111L115 102L117 97ZM179 103L182 105L181 111L187 108V105L184 104L183 100H180ZM220 100L217 98V106H219ZM220 116V113H217ZM143 119V118H142ZM245 123H248V120H245ZM87 124L91 127H95L96 119H90L87 121ZM141 126H143L141 124ZM248 126L251 127V124L248 123ZM244 134L243 127L241 128L240 135ZM115 135V133H114ZM227 138V133H225ZM251 143V141H250ZM262 144V154H264V141ZM27 146V145H25ZM235 147V141L229 147V153L231 149ZM113 146L109 145L107 151L111 152ZM151 151V148L149 149ZM219 150H217V155ZM163 153L161 156L163 157ZM240 155V154H238ZM216 157H213L215 160ZM225 159H229L228 156ZM224 160L220 161V164L223 165ZM255 163L254 157H249L248 164ZM240 166V161L237 157H231V162L228 171V181L231 182L232 176L235 174L236 169ZM247 166V165H245ZM8 168V163L3 164V169ZM219 172V169H217ZM123 184L121 186V201L117 205L118 214L120 211H123L125 217L127 216L129 209L134 203V198H130L126 195L136 183V173L135 169L128 167L123 173ZM4 174L3 171H0V193L4 192ZM155 183L158 187H154L153 191L157 195L153 199V216L155 220L149 219L147 233L148 238H151L153 233L154 223H159V212L160 206L163 203L160 199V193L163 190V181L160 177V168H157V175ZM224 191H227V188L224 187ZM257 194L264 197V186H258ZM4 211V197L0 195V212ZM195 225L193 230V235L195 236L196 247H192L188 253L189 260H186L184 264H189V261L192 258V253L196 252L197 247L200 246V242L203 239L199 213L201 212V206L197 205L195 207ZM221 218H223V213H221ZM119 219V215H118ZM56 227L48 228L43 218L39 222V226L33 227L30 231L29 236L21 240L11 231L7 234L0 235V264H20L18 260H10L9 256L13 250L21 252L24 250H31V257L24 261V264H53V261L49 258L52 249L48 246V243L44 241V234L47 232L51 233L52 243L60 242V237L56 234ZM117 227V221L113 222V228ZM120 241H123V236L118 237ZM219 239V233H217V240ZM68 242H62L63 247H67ZM131 246V245H129ZM215 250L213 249V252ZM204 249L201 248V255H203ZM113 256L109 259L111 264H118V261L115 259L119 255V251L116 244H113ZM135 255L140 257V264H148V260L151 256V245L146 241L142 247L136 249ZM262 264H264V247L261 251L257 253ZM68 264H74V261H68ZM152 264H158L156 261H152Z\"/></svg>", "mask_w": 264, "mask_h": 264}, {"label": "water", "instance_id": "obj_4", "mask_svg": "<svg viewBox=\"0 0 264 264\" xmlns=\"http://www.w3.org/2000/svg\"><path fill=\"white\" fill-rule=\"evenodd\" d=\"M2 151H3V149H2ZM2 151H1V152H2Z\"/></svg>", "mask_w": 264, "mask_h": 264}]
</instances>
